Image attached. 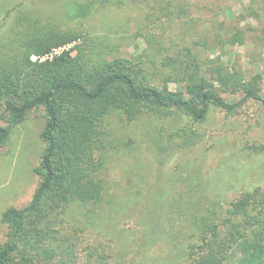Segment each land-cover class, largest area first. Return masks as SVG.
Instances as JSON below:
<instances>
[{
	"label": "trees",
	"instance_id": "1",
	"mask_svg": "<svg viewBox=\"0 0 264 264\" xmlns=\"http://www.w3.org/2000/svg\"><path fill=\"white\" fill-rule=\"evenodd\" d=\"M67 2L73 3L66 8L71 16L85 17L98 6ZM99 2L103 6L105 0ZM78 26L63 27L23 7L0 43V147L37 108L44 109L41 137L47 144L36 168L42 180L32 200L3 212L9 231L0 245V264L106 262L97 250L85 255L80 251L90 242L87 231L108 235L115 216L134 205L131 193L125 196L130 203L123 201L124 195L117 197L120 188L122 193L130 190L106 176L112 153L142 150L122 130L126 123L142 124L145 134L150 123L175 110L189 119L186 132L194 134L193 125L204 121L213 107L234 114L248 100L264 104L260 76L248 80L223 62L212 65L189 45H172L169 51L162 37L150 34L143 37L153 45L150 51L139 48L123 55L119 47L115 50L106 39ZM231 40L243 41V36L236 33ZM69 44L73 46L52 59L40 60ZM176 136L182 137L179 132ZM158 139L161 136L149 143L156 154ZM206 191H198L200 199L191 214L194 223L182 225L183 236H177L169 213L151 217V206L156 205L149 204L138 244L144 256L140 264H264V188L255 185L229 201L225 192L215 201ZM80 211L84 227L66 218ZM171 226L175 233L170 234ZM159 242L167 246L161 261L152 254Z\"/></svg>",
	"mask_w": 264,
	"mask_h": 264
},
{
	"label": "rangeland",
	"instance_id": "2",
	"mask_svg": "<svg viewBox=\"0 0 264 264\" xmlns=\"http://www.w3.org/2000/svg\"><path fill=\"white\" fill-rule=\"evenodd\" d=\"M66 1L0 0V43L15 12L24 7L52 17L63 27L78 28L81 24L112 43L115 50L119 47L123 55L139 48L150 51L153 45H147L143 38L150 34L162 37L169 51L172 45H189L212 65L223 62L228 70H240L248 80L260 76L258 87L264 94V0H105L103 6H99L100 0H78L91 3L93 9L98 5L85 17L68 15L66 8L73 3ZM236 33L242 34L243 41L232 42ZM170 86L176 88L174 82ZM45 124L43 108L31 111L0 147V245L7 241L9 231L2 221L3 212L28 205L42 180L36 168L47 149L41 137ZM142 126L130 122L122 128L127 137L143 146L142 150L114 152L106 161L108 179L130 190L122 193L120 188L117 197L124 195L126 202L125 196L131 193L134 205L115 216L108 235L87 231L90 242L80 251L85 255L90 249L97 250L106 256L104 264H121L123 260L124 264H140L144 258L138 247L140 232L151 202L156 205L151 206V217L169 213L177 236H183L179 230L182 225L193 226L191 214L194 202L200 199L199 190H207L216 201L223 192L224 199L231 200L255 185L264 188V104L251 99L234 114L213 107L204 121L193 125L194 134L186 132L189 119L175 110L150 123L145 134ZM178 132L182 137L176 136ZM160 136L156 154L149 143ZM189 138L193 142H188ZM75 213L66 218L84 227L85 216L81 211ZM168 230L175 233L173 226ZM79 234L89 238L86 232ZM158 244L152 254L161 261L167 246Z\"/></svg>",
	"mask_w": 264,
	"mask_h": 264
},
{
	"label": "built area",
	"instance_id": "3",
	"mask_svg": "<svg viewBox=\"0 0 264 264\" xmlns=\"http://www.w3.org/2000/svg\"><path fill=\"white\" fill-rule=\"evenodd\" d=\"M67 46L63 47H58L53 49V51L43 57H40V60H46V59H52L55 55L60 54L63 50H66ZM39 57L38 56H33L34 60H37Z\"/></svg>",
	"mask_w": 264,
	"mask_h": 264
}]
</instances>
